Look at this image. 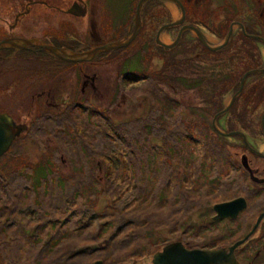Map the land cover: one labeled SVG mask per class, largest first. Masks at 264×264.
<instances>
[{"label": "rangeland", "instance_id": "rangeland-1", "mask_svg": "<svg viewBox=\"0 0 264 264\" xmlns=\"http://www.w3.org/2000/svg\"><path fill=\"white\" fill-rule=\"evenodd\" d=\"M33 1L14 31L21 39H39L55 28L56 14L36 3L51 5L53 0ZM108 4L121 21L124 17L132 20L135 0H108ZM168 7L173 12V6ZM172 15L176 21L178 13ZM163 16L160 11L159 20ZM199 27L214 38L213 26ZM147 29L124 50L104 55L97 63L94 59L87 79L80 72L88 64L65 66L71 72L59 74L62 78L58 76L52 86L54 91L60 89L59 100L70 93L69 103L62 107L40 110L32 98L42 97L46 89L50 71L44 62L48 67L56 63L26 52L0 53V111L20 127L37 124L35 133L19 135L0 158V264H73L71 255L83 264H152L154 255L173 242L199 250L230 241L236 244L238 231L243 229L235 230L230 224L233 233L228 235L217 230L212 220L216 204L240 196L243 190L245 176L237 166L240 155L234 152L241 144L213 128L214 116L235 90L222 89L215 80L213 74L220 73L212 68L216 55L200 42L181 38L174 48L162 50L153 41L143 40ZM177 32L173 28L171 36ZM114 42L113 38L79 44L96 48ZM36 70L48 72L36 78ZM200 74L205 80L187 86ZM92 75L95 89H90ZM145 77H152V82ZM34 83H40L35 93ZM77 94L89 103L79 104ZM251 107L248 140L260 149L264 104ZM235 108L234 114L244 113L240 102ZM154 114L160 124L151 138L138 137L135 119ZM40 117L45 124L36 122ZM181 123L184 131L179 129ZM43 166L45 172L40 169ZM125 174L132 177L123 181ZM60 206L64 209L59 213H67L50 218L49 213L58 212ZM35 209L45 213V224L57 218H64V223L58 220L55 232L43 228L50 235L41 238L43 232L37 235L33 229L45 224H39L41 216ZM26 218L34 223L25 226ZM245 220L241 217L236 225Z\"/></svg>", "mask_w": 264, "mask_h": 264}, {"label": "flooded vegetation", "instance_id": "flooded-vegetation-1", "mask_svg": "<svg viewBox=\"0 0 264 264\" xmlns=\"http://www.w3.org/2000/svg\"><path fill=\"white\" fill-rule=\"evenodd\" d=\"M139 1L135 0L132 20L124 17L123 21L111 9L108 0H53L51 5L37 1L36 3L41 6L45 5V8L52 10L56 14L54 16L56 20L55 28L52 33H43L39 39L22 40H37L43 44H49L58 50H63L67 54H84L94 49L81 47L79 42L83 41L113 38L117 42L124 41L133 32L134 16ZM175 1L180 4L181 8L171 0H148L145 2L140 10V23L134 41L143 34L145 26L148 27V33H144L143 40L153 41L154 44L156 42L163 43V41L171 39L175 41L178 37L179 41L182 38L183 41L187 39L188 41H198L200 43V37L206 43H209V39L213 40L215 46L209 45L213 50L207 49L201 44L208 52L216 55L214 59L212 58V68L220 73L213 74L215 80L221 83L222 89L235 90L237 87V90L232 92L231 98L242 83L241 92L232 104L227 107L230 98L227 105L222 106L214 116L215 124L213 128L218 135L239 140L241 146L237 148L240 149V152H234H236L237 156L240 155V165L237 166L242 169V173L245 176L243 179V190L240 191L241 195L220 204L243 199L244 209L235 218L218 220L214 219L217 216L214 211L215 214L212 216V220L217 230H224L228 235L233 233L230 231V224L235 225V230L243 229L238 231L240 234L236 240L237 242H242L233 250L235 264H264V109L260 114L259 121V132L263 142L262 147L257 149L248 140V136L251 137L252 131L251 106L254 105L258 108L264 104V0ZM1 2L0 23L3 28L0 29V42L3 40H20L21 38L16 36L18 33L15 35L14 31L18 27L19 21L28 12L29 6L35 2L33 0H7ZM13 2H15L14 7L12 6ZM167 3L172 5L175 12L178 13L176 21L173 20L174 17ZM69 10H72L71 13H68ZM160 11L165 15L163 20H159ZM146 17L147 21H145ZM166 19L167 21H165ZM171 24H174L173 28L178 29L176 37L171 36L173 28L167 27ZM202 24L214 27L213 36L215 39L203 33L199 27ZM1 52H4L5 55L7 53L13 55L20 52H39L40 54L45 53L53 57L47 52H42L32 47L24 50L7 48L0 50ZM199 52L203 53L202 51ZM196 57H200V55L196 54ZM53 58L67 64H88L80 74L85 79L90 75L88 69L93 61L74 63ZM202 64H206V62ZM61 69L66 70L65 66L61 67ZM59 74L62 75V73ZM236 76L238 77L237 80H235ZM59 78L62 77L59 76ZM203 80H205L204 74H200L196 76L194 83ZM84 84L85 82L81 88L82 93L86 89ZM62 91H65V89ZM259 91H261L260 96L256 98L255 95ZM60 92V89H58L51 91V93H46L45 95L48 96V98H45L47 100L46 104L54 106L69 103L70 93H65L59 100L58 94ZM42 94L44 95V91ZM239 102L244 106V113L234 114L237 111L235 106ZM221 120L222 122L219 124ZM14 124L17 128H25L24 126L20 127L16 123ZM243 156L246 158L244 159ZM243 216L246 217V220L241 225H236V222H239ZM248 219H252V222L249 223ZM242 231H246L245 234H242ZM216 237L219 241L218 234H216ZM234 244L233 241H230L210 250H224L229 253V249ZM183 246L187 250H193L185 245Z\"/></svg>", "mask_w": 264, "mask_h": 264}, {"label": "water", "instance_id": "water-1", "mask_svg": "<svg viewBox=\"0 0 264 264\" xmlns=\"http://www.w3.org/2000/svg\"><path fill=\"white\" fill-rule=\"evenodd\" d=\"M148 0H140L136 6V13L134 16V29L132 34L128 39L124 41H118L104 46L94 48L89 50L84 54H67L63 50H58L55 47L49 44H43L37 40H3L0 42V50L15 48L17 50H24L26 48H35L42 52H47L55 58L62 59L66 62H82V61H93L100 54L106 52H113L123 48H126L136 37L138 28H139V16L142 5ZM176 3L180 8V4L175 0H171ZM72 10H69L68 13H71ZM174 24H171L167 27H172ZM201 43L210 50L209 45L200 37ZM179 42V37L171 44L166 45L161 42H156L157 45L166 48L172 49ZM226 43V42H225ZM246 76V75H245ZM242 88V83L235 95L230 99L228 106L229 107L234 99L240 94ZM215 119H213L214 125ZM21 129L17 128L11 118L4 114L0 113V157L3 156L10 146L12 145L15 138L20 134ZM244 208V201L238 199L229 203L219 204L214 206V211L217 213L215 220L223 218H235L239 211ZM242 242V241H241ZM241 242L236 243L229 249V253H226L224 250L217 251H203V250H187L181 243L175 242L166 245L160 252L154 255L152 259V264H235L233 258V250Z\"/></svg>", "mask_w": 264, "mask_h": 264}, {"label": "trees", "instance_id": "trees-1", "mask_svg": "<svg viewBox=\"0 0 264 264\" xmlns=\"http://www.w3.org/2000/svg\"><path fill=\"white\" fill-rule=\"evenodd\" d=\"M133 42H135V41H133ZM132 42V43H133ZM131 43V44H132ZM148 46H149V44H148ZM160 49H162V50H166V49H164V48H160ZM124 50V49H123ZM121 51V50H120ZM120 51H117V52H120ZM117 52H113V53H117ZM26 53H28L29 55L28 56H30V57H35V56H37V57H39V58H41V59H43L44 61H50V62H54V63H56L57 65L55 66V67H48V65L49 64H47V63H45L44 62V64H46L47 65V69L50 71V75H49V79H47V81L45 82V85L43 86V88H46V89H44V90H42L41 92L43 93V91H44V96L45 97H47L48 98V96H46L45 94L46 93H51V91L53 90L52 89V86H53V84L57 81V79H58V74L59 73H63V72H71V68H69L68 70L66 69V70H62L61 69V67H63V66H70V67H72V68H75L76 66H77V64H71V63H69V64H67V63H63V62H61V61H59V60H57V59H54L53 57H51V56H49V55H47V54H45V53H39V52H36V53H31V52H26ZM109 53H104V54H102V55H100L95 61H96V63L97 62H99V59H101L102 58V56H104V55H108ZM102 60V59H101ZM103 61V60H102ZM94 62H92V64H93ZM92 64L90 65V67H91V70H92ZM96 66V65H95ZM94 66V67H95ZM40 69V68H39ZM40 70H43V69H40ZM48 71H46V70H44L43 72L42 71H39V70H36L35 71V74H33L36 78L38 77V78H41L42 77V74H44V73H47ZM90 74H91V72H90ZM58 75V76H57ZM92 80H91V85H90V89H95V86H94V82H95V75H92ZM145 78H147V77H145ZM187 78H188V80L190 81L191 79L193 80V78H190V77H188L187 76ZM148 79V83L151 81V80H153L152 79V77H148L147 78ZM146 79V80H147ZM150 79V80H149ZM184 81V79H183V77L182 76H180V82L179 83H181L182 85L181 86H183L184 84L182 83ZM152 82V81H151ZM36 83V82H35ZM35 83L33 84V92L35 93V92H37V90L39 89V87H40V83L39 84H37V85H35ZM192 84H194V82H192L191 81V83H187V86H192ZM237 90V87L235 88V91ZM54 91V90H53ZM84 93V92H83ZM33 99H35L34 100V102L35 103H37L38 105H39V109L41 110V109H45V107H47V109H49L50 108V106L51 105H48V104H46L47 103V101H45V100H43L44 99V97H43V94H42V97H40V96H37V95H35V96H33L32 97ZM42 98V99H41ZM76 99L78 100V101H81L79 104H83V103H89V101L90 100H87V101H85L84 99H83V97L82 96H78V94L76 95ZM89 99H91V98H89ZM60 105V104H59ZM64 105V104H63ZM65 106V105H64ZM60 107H62V105H60ZM52 109V108H51ZM162 118V117H161ZM164 118H166V117H164ZM159 119L160 118H158V114H154V115H152L150 118L147 116L146 118H138V119H135V130H136V132H135V134L138 136V137H141V138H151V133H152V131H153V129L154 128H156V125H157V123H159ZM178 119L179 120H182V119H180L179 117H178ZM36 122L38 123H40L41 125L42 124H45V120L42 118V117H40L39 118V120H38V118H37V120H36ZM160 124V123H159ZM37 127V124L35 123V127H29V129H28V127H26L25 126V128H22L21 129V133H20V137H22V135H24V134H26L27 132H34L35 133V128ZM140 127L142 128V129H140ZM194 127V126H193ZM179 129H181V131H184V127H183V125H182V123H181V125H180V127H179ZM203 129H205V128H203ZM98 130H99V128H98ZM204 131V130H203ZM203 131H201V132H199V133H197L196 135H201L202 134V132ZM60 135H64V133L62 132ZM190 136H188V135H186V136H188V137H191V136H193V135H191V134H189ZM195 135V136H196ZM116 136V135H115ZM152 136H153V134H152ZM18 138L19 137H17L15 140H14V142H13V144H12V146L11 147H13L15 144H16V141L18 140ZM108 138H110V136L108 135ZM9 152V151H8ZM40 169L42 170V171H44V170H46V168L43 166V168H41L40 167ZM47 170H48V168H47ZM45 172V171H44ZM128 176H131V175H124V176H122V178H124L125 180H123V181H126L127 180V178H128ZM132 177V176H131ZM17 186H22L21 185V183L20 182H18L17 183ZM126 188H129V186H127ZM74 196H75V194H74ZM64 209V207H62V206H60V210L58 211V212H56V210L57 209H55L54 210V212H50L49 214H50V218H53L54 216H56L57 215V213H58V215H59V217L60 216H64V213H67V211L66 212H63V213H59L60 211H62ZM36 211H37V213L41 216V219H38V221H39V224H45L46 223V218H45V213L44 212H42V210H40V209H35ZM53 216V217H52ZM62 219H63V222L62 223H64V218H57V220H54V221H56V222H54V221H52L51 222V224H45V225H42L41 227H39L40 225H37L36 227H34V229H33V232H35V234H40L41 232H43L41 235H42V237L41 238H43V237H47L48 235H50V232H49V230L48 231H45V230H43V228L44 229H47V228H49L52 232H55V231H58L59 229L57 228V227H55V226H58L57 224H58V220H60V221H62ZM41 221V222H40ZM34 222L33 221H31V220H28L27 218H26V221H25V226H31L32 224H33ZM25 238L26 239H28V241L30 242V237L28 236V237H26L25 236ZM52 238H50L49 240H51ZM30 245H32V246H34V244L33 243H31L30 242ZM65 246H67V245H65ZM75 258L73 257V255H71L70 256V258H69V260H70V262L72 261L73 262V264H83V263H81V262H76V261H73ZM76 260V259H75ZM98 262V261H97ZM97 262L95 261V264H97ZM100 262V261H99Z\"/></svg>", "mask_w": 264, "mask_h": 264}, {"label": "bare ground", "instance_id": "bare-ground-1", "mask_svg": "<svg viewBox=\"0 0 264 264\" xmlns=\"http://www.w3.org/2000/svg\"><path fill=\"white\" fill-rule=\"evenodd\" d=\"M169 6H170V4H168ZM175 11V9H173V12L172 13H174V14H177L176 12H174ZM210 40V39H209ZM212 42H214L213 40H211Z\"/></svg>", "mask_w": 264, "mask_h": 264}]
</instances>
